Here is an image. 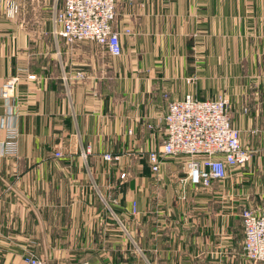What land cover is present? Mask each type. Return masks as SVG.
Segmentation results:
<instances>
[{
  "label": "crops",
  "instance_id": "obj_1",
  "mask_svg": "<svg viewBox=\"0 0 264 264\" xmlns=\"http://www.w3.org/2000/svg\"><path fill=\"white\" fill-rule=\"evenodd\" d=\"M63 4L23 0L19 20L0 8V84L20 78L0 95V264L29 251L48 264H264L242 253L241 217L264 206V0H117L120 55L55 33ZM186 94L227 95L253 150L207 189L185 180L187 156L158 173L149 162Z\"/></svg>",
  "mask_w": 264,
  "mask_h": 264
},
{
  "label": "built area",
  "instance_id": "obj_2",
  "mask_svg": "<svg viewBox=\"0 0 264 264\" xmlns=\"http://www.w3.org/2000/svg\"><path fill=\"white\" fill-rule=\"evenodd\" d=\"M23 0H0L7 17L19 20ZM117 0H64L62 8L53 12L55 33L69 42L93 41L104 45L111 54L122 53L121 32L114 27ZM126 29V32H130ZM19 76L7 78L0 84V95L7 101L15 95ZM166 137L163 143L149 152L152 170L158 173L162 159L187 156L184 162L185 180L201 189L209 188L216 179H223L229 167L251 160L253 150L241 142V132L232 123L229 97L221 95L200 99L193 94L169 102L164 117ZM18 131L10 128L5 153L17 150ZM56 155H62L57 151ZM106 159L119 155L106 153ZM138 212L133 201L132 213ZM243 223V255L253 263H264V206L247 207L241 213ZM27 264H47L34 254L26 256ZM83 264H88L87 262Z\"/></svg>",
  "mask_w": 264,
  "mask_h": 264
},
{
  "label": "rangeland",
  "instance_id": "obj_3",
  "mask_svg": "<svg viewBox=\"0 0 264 264\" xmlns=\"http://www.w3.org/2000/svg\"><path fill=\"white\" fill-rule=\"evenodd\" d=\"M62 0H57V4L59 5V3L61 2ZM53 3V2H52ZM54 4V3H53ZM51 9V10H50ZM50 9H48L49 10V14H51V11H52V6H51V8ZM224 96H227V95H224ZM228 97V96H227ZM210 99H212V98H210ZM230 100V99H229ZM242 247H243V244H242ZM242 252H243V249H242ZM28 254H34L33 252H31V251H29V253ZM35 255V254H34ZM36 256V255H35ZM37 257H39V256H37ZM41 258V257H40ZM45 260V259H44ZM46 261V260H45ZM88 264H91L90 262H88V261H86ZM46 263H47V261H46ZM48 264V263H47Z\"/></svg>",
  "mask_w": 264,
  "mask_h": 264
}]
</instances>
